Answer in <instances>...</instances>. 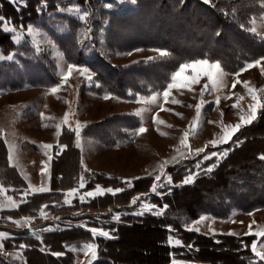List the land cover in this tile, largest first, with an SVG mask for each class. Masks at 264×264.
Wrapping results in <instances>:
<instances>
[{
	"label": "trees",
	"instance_id": "obj_1",
	"mask_svg": "<svg viewBox=\"0 0 264 264\" xmlns=\"http://www.w3.org/2000/svg\"><path fill=\"white\" fill-rule=\"evenodd\" d=\"M99 1L115 7L103 12L96 7L94 0L67 2L87 13L81 20V11L72 15L63 7L66 3L63 4L62 0H45L46 6L39 14L37 9L42 7V0H24L21 5L0 0V16L5 17L3 22L10 21L16 27L33 24L45 28L68 62L91 71V80L99 84L94 86L97 93L123 99H134L159 88L166 80L167 72L183 62L206 59L219 63L225 71L235 72L244 62L264 55L261 53L264 39L247 31L246 21L238 23L239 19H247L251 6L237 8L235 4H224L223 11H220L222 8L200 0H125L119 4L112 0ZM56 27L62 28L60 31L63 32ZM135 32L143 35L136 36ZM116 47L121 50L152 47L167 50L170 56L155 58L154 63L119 66L113 65L105 54L107 49L117 51ZM0 49L4 54L19 50L11 34L2 29ZM54 65V61L43 54L18 57L17 63L13 59L5 61L0 65V90L26 85L45 86L54 77ZM112 118L99 128L98 125L88 130L98 128V136L107 139L108 143L116 142L121 130L119 123H113ZM121 120L125 125L127 118ZM136 123L137 120L130 119V126ZM74 138V133L64 128L59 143L67 147L59 155L55 153L58 146L53 147L49 190L28 194L16 208L2 212V216L15 220L36 217L42 209L49 213L85 211L83 218L87 227L63 225L42 230L39 237L29 235L26 230L13 232L14 236L3 243V248L19 249L23 263L0 253V264H73L75 256L70 247L88 241L96 245L97 256L92 264H247L246 257L252 256L250 236H208L188 230L185 225L201 215L224 219L233 210L248 212L264 207V159H261L264 156V106L256 118L237 130L227 143L206 151L222 153L224 150L226 154L217 162L205 160L197 169L194 163L205 153L198 159L173 165L167 170L171 177L170 186L162 189L161 197L149 196V202L161 210L159 214L134 215L130 212L132 206L124 207L127 213L118 220L106 219L109 215L89 214H107L118 206L130 205L138 195L149 194L155 182L154 175L140 176L125 186L121 178L92 171L84 179V191L96 186L122 191L94 195L87 202L73 199L71 205L65 204V193L78 187L82 172ZM72 162L73 168H69L67 164ZM213 164L217 165L213 171L203 170ZM189 173L193 174V179L184 183ZM16 174L13 167L0 164L3 186L19 191L27 188L24 180ZM97 216L102 217V221H94ZM90 227L110 230L111 238L96 236L93 239ZM170 237L178 239L180 244H170ZM21 244L25 247L20 248Z\"/></svg>",
	"mask_w": 264,
	"mask_h": 264
},
{
	"label": "rangeland",
	"instance_id": "obj_2",
	"mask_svg": "<svg viewBox=\"0 0 264 264\" xmlns=\"http://www.w3.org/2000/svg\"><path fill=\"white\" fill-rule=\"evenodd\" d=\"M62 1L63 4L66 3L63 7L72 15L81 11L78 6L67 4V2L73 3L74 0ZM94 1L96 7L103 12L108 8L115 7L113 5L107 7L108 3L100 4L99 0ZM98 1L99 3H97ZM112 1H117L119 4L125 0ZM126 1L133 2V0ZM200 1L220 8L224 4L228 6L235 4L237 8H241L242 5L247 8L251 6L247 19H239L238 23L243 24L242 21H246L247 31L264 39V0ZM220 11H223V8ZM84 14L81 11L80 16ZM8 23L3 22V24ZM11 25L16 30L5 32L11 34V38L14 44L18 45L19 50L4 54L0 49V56L3 57L0 59V65L12 59L17 63L18 57L42 56V54L53 60L55 64L54 77L45 86L26 85L13 90H0V164L13 167L18 174L16 175L20 176L27 184V188L19 191L5 187L0 182V233L9 234L0 236V253L9 258L14 257L21 263H23V259L19 249L6 250L3 248V243L14 236L13 232L26 230L29 235L39 237L42 230L57 229L63 225L87 227L85 218H83L86 215L85 211L49 213L42 209L36 217H23L15 220L2 216V212L16 208L28 194L43 192L39 191L41 188L45 191L49 190L51 161L54 158L53 147L57 145L58 149L55 153L60 152L59 146L63 145L59 143L62 129L65 128L74 133V144L79 150V162L82 166L79 185L81 181L85 182V177L92 171L121 178L124 180L125 186H129L128 182L140 176L154 175V181L157 176L161 177L160 182L164 184V187L158 188L156 193L150 191L149 194L136 196L138 199L134 205L118 206L122 212L117 210L119 209L117 207L107 214L89 213L90 215H109L106 219L117 220L114 219V216L127 213L124 207L130 206H132L131 213L153 212L159 214L161 210L149 202V196L161 197L162 189L170 186L171 182H167L169 176L167 170L173 165L198 159L208 149L211 151L227 143L237 131V127L239 130L241 128L239 126L242 123L246 124L252 117V107H256L257 116L261 107L264 106V55L244 62L243 66L235 72L225 71L219 63L206 59L183 62L174 70L167 72V78L162 81L159 88L147 94H139L134 99H123L111 94L97 93L94 86L98 87L99 84L94 80L89 81L87 78L89 74L91 78L93 77L91 71L85 66L68 62L60 46L45 28L31 24L32 30L28 31V25L23 30L20 29V26ZM60 29L62 28L58 29L59 32H63ZM135 34L136 36L143 35V33L137 32ZM145 34L150 33L146 32ZM105 54L113 65L119 66H127L136 62L151 61L154 63L155 58L159 60V58L170 56L167 50L152 47L118 49L117 51L107 49ZM9 56H12V59H9ZM198 61H207L208 63L202 66L198 65L195 69L188 68L173 80L175 73L182 65H193ZM146 64L148 63H143V65ZM248 64L253 66L240 71ZM69 65L75 66V69H87V74L82 75L78 70L69 73ZM212 65H217V67L213 68ZM209 74L212 76L211 80ZM65 75L69 76L67 81L63 80ZM193 75L197 76L196 80L191 79ZM169 84H172L173 87L168 88ZM233 85L235 86L233 87ZM53 87L58 90L52 92ZM164 91L168 92L167 98L163 95ZM253 95L257 97L256 100H253ZM198 105L200 106L199 112ZM66 113L67 122L65 123ZM124 117L127 118L125 125L121 120ZM109 118H112L113 123H119V130H121L118 140L112 141V143H108L107 139L98 136L96 132L100 125H103ZM130 119L137 120V123L130 126ZM96 126H98L96 131L93 128L88 130L89 127ZM141 127L145 131L140 132ZM77 129L79 135H77ZM226 136H230L227 142H225ZM46 145L52 147H45ZM209 153H221V151ZM68 159H65L66 163ZM219 159L213 157V162L214 160L217 162ZM200 160L202 158L198 159V161ZM198 161H195L194 165ZM67 165L69 168H73V162L71 165ZM8 176L11 175L8 174ZM79 185L75 188L77 194L68 198L67 205H71L73 199L82 201L81 196L89 192L84 191ZM97 187L90 191L95 193ZM99 188L101 189L100 194L107 192V188ZM85 199L87 200L89 197L85 196ZM143 204L148 205L147 209L141 207ZM94 221H102V217L97 216ZM250 225L251 234H249ZM93 228L95 227L89 229ZM185 228L208 236L229 235V233L235 237L250 236L252 238L250 243L252 256L246 257L247 264L264 263V260L255 255L251 247L256 242V251L264 253V236L256 235V233L264 232V207H258L248 212L233 210L224 219L201 215L187 223ZM170 238V244L176 245L178 239ZM88 244L95 245L93 241H88L70 247L75 256L73 264H92L96 259V247L94 251L90 252L87 249ZM233 263L235 262L233 261ZM190 264L197 263L190 262Z\"/></svg>",
	"mask_w": 264,
	"mask_h": 264
},
{
	"label": "snow or ice",
	"instance_id": "obj_3",
	"mask_svg": "<svg viewBox=\"0 0 264 264\" xmlns=\"http://www.w3.org/2000/svg\"><path fill=\"white\" fill-rule=\"evenodd\" d=\"M10 2L13 3L14 5H19V4H23V3H24V0H10ZM206 2H209V0H206ZM44 6H46V2H45V0H42V7H40V8L37 9V13H38V14L41 13V12L43 11V7H44ZM111 6H112L111 4H108V5H107V7H111ZM77 10H78V9H77ZM86 16H87V13H85L84 15H82L80 18L83 20V19L86 18ZM4 20H5V17L0 16V22H3ZM27 28H28V31H31V30H32V26H31V25H28ZM0 29H2V30H4V31H9V30H11V31H15V30H16L15 27H13V26L11 25V22H10V21H9L8 24L0 23ZM20 29L23 30V29H24V26L21 25V26H20ZM13 39H15V38L13 37ZM126 54L130 55L131 53H126ZM2 58H3V57L0 56V59H2ZM8 58H9V59H12V56H9ZM207 63H208L207 61H198V62H196V64H193V65H187V64L182 65V66L180 67L179 71L175 73V76L173 77V80H175L176 77L180 76L181 73H184L186 69H188V68H193V69H195L198 65L202 66V65H206ZM257 63H259V62H257ZM252 66H253L252 64H248V65L245 66L244 69H241L240 71H244V70H246L247 68L252 67ZM212 67L215 68V67H217V65H212ZM73 70H78V71H80V73H81L82 75L87 74V71H88L87 69H75V66L69 65V67H68V72L71 73ZM87 78L89 79V81H91V79H92L90 74L87 76ZM68 79H69V76H68V75L63 76V80H64V81H67ZM191 79H192V80H196V79H197V76H196V75H193V76L191 77ZM209 79H210V80L212 79L211 74H209ZM238 82H240V83H247V82H244V81H238ZM234 86H235V85H233V87H234ZM172 87H173L172 84H169V85H168V88H172ZM57 90H58V89H57L56 87H53V88L51 89L52 92H56ZM131 94H132V93H130V95H131ZM163 95H164L165 98H167V97H168V92H167V91H164V92H163ZM106 98H107V97H106ZM256 99H257V97H256L255 95H253V100H256ZM199 107H200V106L198 105V106H197V110H198V112H199ZM233 107H235V105H233ZM251 111H252V117L249 119L248 122H251V119H254V118L256 117V107L253 106L252 109H251ZM66 122H67V113L65 114V123H66ZM237 130H238V127H237ZM76 131H77V135H79V131H78V129H77ZM139 131H140V132H143V131H145V129H144L143 127H141V128L139 129ZM229 139H230V136H226V137H225V142H227ZM213 143H215V142H213ZM45 147H49V148H51L52 146H51V145H46ZM66 147H67L66 145H60V146H59V148H60V152H58L57 155L61 154V153L63 152V150H64ZM201 151H203V150H201ZM225 154H226V152H222V153H206V154L202 157V160H200V161H198V162L196 163L195 167H196L197 169H199V168H201V165H202L203 161H205V160H211V159H213V157H216L217 159H219V158H221V157H222L223 155H225ZM261 159H264V156H262ZM216 166H217L216 164H213V165H211V166H209V167H207V168H205V169H203V170L206 171V172H211V171H213L214 167H216ZM197 174H198V173H197ZM192 179H193V174H192V173H189V175L185 177V179H184L183 182H184V183H189V182L192 181ZM160 181H161V177H160V176H157V177L155 178V182H154V184H153V186H152V188H151V191H152L153 193H156V191H157L158 188H162V187H164V184L161 183ZM167 182H168V183L171 182V177H170V176L167 177ZM128 183H130V182H128ZM79 187H80V188H83V187H84V183H83V181H81ZM39 191H45V189L41 188V189H39ZM120 191H122V189H120V188H116V189L109 188V189H107V192H110V193H113V194H115V193H119ZM100 193H101V189H100L99 186H98L97 189L95 190V193L92 192V191H89V192H87L84 196H81V200H82V202H87L86 199H85V196H86V197H89V198H94V195H96V194H100ZM76 194H77V190H76V189H73V190H71L70 192L66 193V195H65V201H64V202H65L66 204H68V203H69V199H68V198H69V197H73V196H75ZM137 199H138V197L133 198L132 201H131V204H133V205L136 204ZM141 207H144L145 209H147L148 205H147V204H143V205H141ZM132 214H134V215H142L143 212H133ZM114 219H117V220H118V219H119V214H116V215L114 216ZM249 229H250V233H249V234H251V225L249 226ZM170 230H172V229H170ZM90 231H91L92 234H93V239H95L96 236H102V237H105V238H111V232H110V230H104V229H96V228H93V229H91ZM231 234H232V233H229V235H231ZM7 235H9V234H7V233H0V236H7ZM256 235H258V236H264V232L256 233ZM170 240H171V238H170ZM176 243L179 245V244H180V241L177 240ZM24 247H25V245H23V244L20 245V248H24ZM95 247H96V246H95L94 244H88V245H87V249H88V251H90V252H91V251H94ZM187 247H191V245H187ZM251 247H252V250H253V252L255 253V255H256L259 259L264 260V253H260V252H257V251H256V248H257V244H256V242H254V243L251 245ZM86 254H87V253H86ZM55 255L60 256V255H63V253H55Z\"/></svg>",
	"mask_w": 264,
	"mask_h": 264
},
{
	"label": "crops",
	"instance_id": "obj_4",
	"mask_svg": "<svg viewBox=\"0 0 264 264\" xmlns=\"http://www.w3.org/2000/svg\"><path fill=\"white\" fill-rule=\"evenodd\" d=\"M248 123H249V122H247L246 124H248ZM246 124H243V123H242V125H241V126H239V128H240V127H242L243 125H246Z\"/></svg>",
	"mask_w": 264,
	"mask_h": 264
}]
</instances>
